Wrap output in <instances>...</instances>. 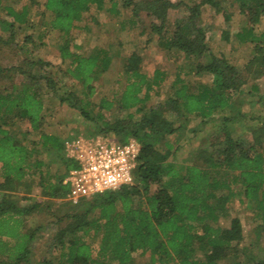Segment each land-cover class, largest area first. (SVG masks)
<instances>
[{
  "label": "trees",
  "instance_id": "1",
  "mask_svg": "<svg viewBox=\"0 0 264 264\" xmlns=\"http://www.w3.org/2000/svg\"><path fill=\"white\" fill-rule=\"evenodd\" d=\"M235 1L248 23L235 38L253 49L243 70L224 54L213 52L201 21L202 8L210 5L229 23L231 14L222 9L221 1L186 2L188 15L171 32L169 12L180 4L168 0H123L122 7L118 0H45L49 20L44 27L60 34V67L42 60L23 61L10 70L0 64V82L13 81L11 72L21 77L17 84L0 90V264H33L40 227L24 232V220L45 202L66 200L69 187L64 181L78 166L66 156L68 137L45 126L51 112L45 97L52 96L78 113L87 123L89 137L122 144L135 141L140 153L132 185L81 200L69 214L56 217L58 224L68 223L53 238L51 247L57 255L38 264H138V252L149 255L150 264H220L230 259L233 264H264L263 259L248 257L246 249L240 255L244 232L239 218H233L228 228L220 226L221 219L229 216V203L236 198L241 203L254 200V217L260 221L257 229L264 232V127L256 129L248 146L244 137L234 138L233 129L238 118L245 117L235 111V95L264 76V30L257 33L256 29L264 23V0ZM37 4L29 0L20 10L0 7L11 19L0 21L10 34L6 44L33 29L31 11ZM92 7L113 16H119L121 8L129 10L133 25L147 13L152 19L150 34L158 37L160 46L168 54L192 61L191 72L210 75L212 82L191 85L181 78V71L172 96L148 106L167 74L157 69L149 76L143 70V57L133 52L124 62L117 83L121 88L96 100L113 55L106 49L83 54L72 36L76 23ZM222 37L230 42L229 30ZM32 40L30 35L24 37L20 49ZM64 78L74 84L68 88L64 83L68 90L59 96ZM192 116L202 126L220 121L210 139L211 148L218 149L197 151L199 158H207V166L181 167L173 161L176 149L171 138L184 129L179 121L185 124ZM20 126L27 129L22 131ZM36 133L38 140L25 141ZM36 188L45 202L30 197Z\"/></svg>",
  "mask_w": 264,
  "mask_h": 264
},
{
  "label": "rangeland",
  "instance_id": "2",
  "mask_svg": "<svg viewBox=\"0 0 264 264\" xmlns=\"http://www.w3.org/2000/svg\"><path fill=\"white\" fill-rule=\"evenodd\" d=\"M118 1L122 7L121 3L123 0ZM133 1L140 2L142 0ZM168 1L175 5L180 4L175 9H170L169 12L172 32L175 29V23L188 15L186 2L193 5L194 2L201 0ZM216 1H221L222 9L231 14V20L227 23L222 14H215V9L210 5L202 8L201 21L207 31L206 36L209 41V46L216 55L221 56L224 54L243 70L252 58L253 49L250 44H239L235 35L243 27L248 25L247 19L239 13V7L235 0ZM37 2L38 4L32 6L31 11V24L33 29L21 32L15 43L11 42V45L6 44L9 41L10 34L5 32L0 25V64L7 70L22 66L23 61L27 63L33 60L50 62L54 66L60 67V34L57 32H49L44 27V23L49 20V16L44 14L43 4L45 0H36ZM24 4H29V0H1L0 7L10 6L20 10ZM121 11L119 16H113L106 9L100 11L92 7L89 12L84 14L83 20L76 23V28L72 34L74 43L82 47L81 52L83 54L88 55L101 49H106L110 50V53L113 55V64L110 71L105 73L99 82L96 100L105 95L110 96L113 91L121 88L117 83L126 58L133 52H137L143 57V70L149 76H152L153 72L157 69L167 74L164 84L157 92L153 93L148 106L165 103L172 96V85L178 75L181 74V71V78L185 79L191 85L198 86L212 82L213 77L210 75H197L195 72H191L190 66L192 61L189 62L183 56L168 54L160 46L158 37L150 34V23L152 19L147 16V13L143 12L140 15L138 23L133 25L130 22L131 12L123 8H121ZM4 20L11 21L7 17L6 12L0 8V21ZM256 29L257 33H261L264 30V23L258 25ZM224 30H229L230 42L223 39L222 34ZM27 35L32 36L33 40L27 43L24 50H21L20 47L24 45V37H27ZM26 67L30 69L28 64ZM34 70L37 72L38 68L35 67ZM48 72L49 70L46 71V73ZM10 75H13L14 80L6 79L0 82V90L9 88L21 80V77L14 75V72H11ZM64 83L67 84L68 88H72L74 84L70 79L64 78L62 85L61 83L59 84V87H61L59 89L61 90L59 96L65 92L64 90H68L64 86ZM45 100L47 101V107L51 109V112H48L46 115L45 122V126L49 131H55L68 137L69 142L81 138H91L89 137L90 131L87 123L78 113L70 109L67 105H60L58 98L55 96H52V98L45 97ZM235 100V111L244 113L245 117L238 118L237 122L233 125L234 138L244 137L247 142L246 146H248V143L253 140L252 134L256 129L264 127V76L255 81H250L243 86L241 93L235 95ZM182 122L183 120H180L178 126L183 125L184 129L171 138V142L176 149L175 158L173 159L174 163L181 167L190 164L207 166V158H199L197 151L202 149L211 153L218 149H215V147L211 148L210 139L216 134L220 121L217 120L214 124L202 126L200 119L192 116L189 117V121L185 122V124ZM20 127L22 131L27 129L25 126ZM194 130L196 131L195 133L193 132ZM21 139H23L22 136ZM36 140H38L37 133L31 134L25 141ZM262 145L264 148V139L262 140ZM65 153L67 156L66 147ZM30 197L34 200L45 202L37 188L33 190ZM80 202L74 203L68 199L64 201L56 200L52 203L45 202L40 211L24 220V232L33 231L40 227L34 244L33 264H38L44 259L51 260L56 257L57 252H54V249L51 247L53 238L60 229L68 225L67 221L58 224L56 217H62L67 213L69 214L70 208L77 206ZM227 207L229 216H227L228 218L221 219L220 226L228 228L233 218L240 219L244 232V241L238 249V251L240 250V255L246 249L245 253L248 257L264 260V232L261 233L257 229L260 221L254 217L255 201L244 200L241 203L240 199L236 198ZM96 245L98 247V240L96 241ZM243 249L244 251L242 252ZM242 259L245 260V255L242 256ZM135 260L138 264H150L151 261L149 255H143L141 252L135 255ZM220 264L233 263L232 259H230Z\"/></svg>",
  "mask_w": 264,
  "mask_h": 264
},
{
  "label": "built area",
  "instance_id": "3",
  "mask_svg": "<svg viewBox=\"0 0 264 264\" xmlns=\"http://www.w3.org/2000/svg\"><path fill=\"white\" fill-rule=\"evenodd\" d=\"M65 147L67 157L78 164L64 181L69 187V201L77 203L133 184V172L140 153L137 142L122 144L98 136L68 141Z\"/></svg>",
  "mask_w": 264,
  "mask_h": 264
}]
</instances>
